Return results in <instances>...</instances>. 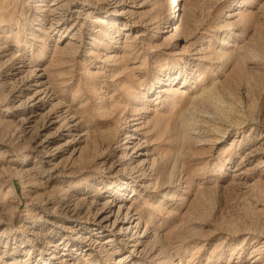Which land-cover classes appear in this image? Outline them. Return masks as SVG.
<instances>
[{"label": "rangeland", "instance_id": "obj_1", "mask_svg": "<svg viewBox=\"0 0 264 264\" xmlns=\"http://www.w3.org/2000/svg\"><path fill=\"white\" fill-rule=\"evenodd\" d=\"M0 264H264V0H0Z\"/></svg>", "mask_w": 264, "mask_h": 264}]
</instances>
